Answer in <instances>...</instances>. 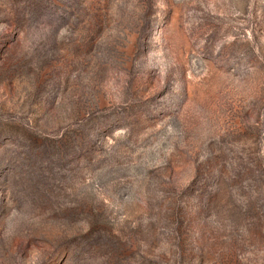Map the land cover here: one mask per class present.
<instances>
[{
    "label": "rangeland",
    "instance_id": "1",
    "mask_svg": "<svg viewBox=\"0 0 264 264\" xmlns=\"http://www.w3.org/2000/svg\"><path fill=\"white\" fill-rule=\"evenodd\" d=\"M0 264H264V0H0Z\"/></svg>",
    "mask_w": 264,
    "mask_h": 264
}]
</instances>
